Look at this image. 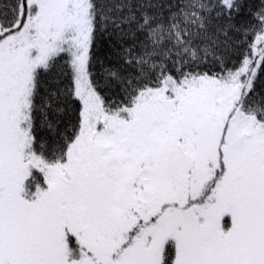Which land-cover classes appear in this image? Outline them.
<instances>
[{
    "label": "snow or ice",
    "instance_id": "1",
    "mask_svg": "<svg viewBox=\"0 0 264 264\" xmlns=\"http://www.w3.org/2000/svg\"><path fill=\"white\" fill-rule=\"evenodd\" d=\"M0 264H264V0H0Z\"/></svg>",
    "mask_w": 264,
    "mask_h": 264
}]
</instances>
